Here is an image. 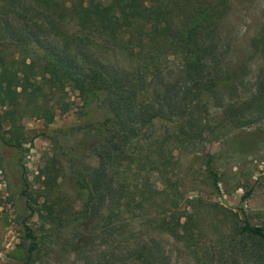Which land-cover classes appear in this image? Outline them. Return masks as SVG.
Masks as SVG:
<instances>
[{
  "label": "trees",
  "instance_id": "16d2710c",
  "mask_svg": "<svg viewBox=\"0 0 264 264\" xmlns=\"http://www.w3.org/2000/svg\"><path fill=\"white\" fill-rule=\"evenodd\" d=\"M232 9V0H0V106L9 115L10 133L17 136L2 138L3 143L24 142L16 135L21 101L33 105L28 110L31 117L46 123L58 112L87 108L70 131L105 140L92 149L97 163L91 174H75L81 194H92L97 210L105 203L113 224L116 217L133 218L146 220L162 234L193 233L201 197L187 196L186 189L176 185L179 179L172 181L179 165L175 155L196 153L199 141H221L233 129L264 119V82L256 79L253 92L241 101L242 83L223 50ZM261 43L264 47V26L252 39V50L260 52ZM149 45L161 47L166 61L173 57L179 62L177 79L166 74L161 93L152 89V83L166 68L156 67L155 73L149 64L125 69L119 59L126 52L138 59ZM151 52L152 61L160 57V52ZM205 98H214L224 112L218 135H210L202 123L197 130L189 118L192 106ZM157 121L171 126L173 137L147 142L143 131ZM54 133L43 136L54 142ZM198 150L209 154L206 145ZM123 155L149 157L129 161ZM127 172L142 179V189ZM151 175L158 187L152 186ZM208 175L218 186L217 174L210 170ZM42 178L51 189L59 175L50 169L41 172ZM153 207L158 209L155 215ZM28 208L51 236L65 219L56 202L48 199L36 207L29 202ZM78 221H68L67 228H79ZM233 223L230 256L235 261L238 251L264 264V226L247 218Z\"/></svg>",
  "mask_w": 264,
  "mask_h": 264
},
{
  "label": "rangeland",
  "instance_id": "374dc122",
  "mask_svg": "<svg viewBox=\"0 0 264 264\" xmlns=\"http://www.w3.org/2000/svg\"><path fill=\"white\" fill-rule=\"evenodd\" d=\"M232 3L223 50L227 62L232 61L239 75L242 84L238 97L243 101L255 89L256 79L260 77L259 81L264 82L263 43L260 52L251 48L252 39L264 26V0H232ZM159 49L162 48L149 45L138 59L128 52L119 59L125 69L149 64L150 71L155 73L156 67L166 68L161 78L152 83V89L161 93L169 77L172 81L177 79L179 62L173 57L166 61ZM150 51L160 52V57L152 61ZM71 96L76 100L75 94ZM207 98L192 106L189 118L197 130L202 123L210 135H218L224 126V112L214 98ZM31 109L33 105H26L25 100L17 109L20 114L16 135L24 141L19 146L14 141L11 144L2 141L17 136L10 133L9 115L0 106V264H259L238 251L234 261L230 243L235 232L233 222L247 218L253 225L264 226V119L255 123L250 120L251 124L233 129L221 141L209 144L210 139L201 140L194 148L196 153L175 155L179 165L172 181L179 179L178 188L186 189L189 197L199 195L201 202L193 233L180 230L162 234L149 222L146 224V220L118 221L116 217L113 224L112 219H107L105 203L97 210L93 195L79 191L75 174H91L97 163L92 149L105 140L95 134L85 136L70 131L87 108L77 106L66 114L58 112L50 123L31 117ZM60 129L63 132L57 133ZM54 131L57 137L54 142L43 136ZM143 132L147 142L157 137L163 141L173 137L174 129L157 121ZM202 145H206L209 154L199 152ZM139 156L149 157L123 155V158L132 161ZM209 156H213L212 162L208 161ZM149 168L148 165L146 169ZM50 169L58 173L59 180L48 189L39 175ZM210 170L217 174L218 186L213 185ZM127 176L135 178L131 172ZM154 180L151 175L152 186L158 187ZM132 182L142 185V179ZM47 199L56 202L65 216L52 236L46 234L39 216H33L28 208L29 202L36 207V203L40 206ZM156 211L153 207L152 215ZM74 218H78L79 228H67L66 223Z\"/></svg>",
  "mask_w": 264,
  "mask_h": 264
}]
</instances>
